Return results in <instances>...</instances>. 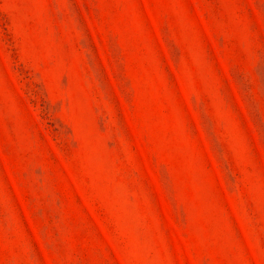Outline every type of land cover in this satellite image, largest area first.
<instances>
[{
	"label": "rangeland",
	"instance_id": "obj_1",
	"mask_svg": "<svg viewBox=\"0 0 264 264\" xmlns=\"http://www.w3.org/2000/svg\"><path fill=\"white\" fill-rule=\"evenodd\" d=\"M0 264H264V0H0Z\"/></svg>",
	"mask_w": 264,
	"mask_h": 264
}]
</instances>
